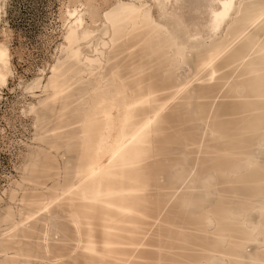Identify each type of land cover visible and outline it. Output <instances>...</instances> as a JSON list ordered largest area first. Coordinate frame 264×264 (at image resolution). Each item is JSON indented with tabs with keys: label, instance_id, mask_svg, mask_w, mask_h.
I'll return each mask as SVG.
<instances>
[{
	"label": "rangeland",
	"instance_id": "obj_1",
	"mask_svg": "<svg viewBox=\"0 0 264 264\" xmlns=\"http://www.w3.org/2000/svg\"><path fill=\"white\" fill-rule=\"evenodd\" d=\"M114 2L0 0V44L10 53L7 87L0 89V264L82 261L69 257L75 242L59 208L46 227L38 222L35 228L23 229L21 224L35 210L28 202L32 195L49 200L75 181L78 125H67L75 116L73 110L61 114L59 103H53L49 81L53 67L63 62L64 67L77 68L75 75L67 71L66 83H73L76 103L83 106L93 80L89 70L95 60L106 61L107 47L95 48L94 39L68 44L70 13L77 10L97 36L103 13ZM147 2L157 23L170 24L171 16L162 14L157 0ZM209 7L210 0H171L167 11L208 39ZM149 58L135 50L105 64L118 62L121 72L132 68L150 82L169 60L148 64ZM195 59L194 52L184 62L172 59L163 76L169 85H190L153 127L155 142L141 153L137 166L147 182L142 193L151 218L141 225L145 230L138 235L142 237L138 257L126 264H234L228 242L237 240L239 226L254 232L241 247L244 264H251L249 255L264 248V235L258 232L264 213V121L260 131L242 130L243 123L237 121L245 114L233 108L239 99L199 98L196 79L202 72ZM248 161L252 165L245 168ZM213 165L222 169L215 171ZM236 166L244 170L232 172ZM251 166L260 174H248Z\"/></svg>",
	"mask_w": 264,
	"mask_h": 264
},
{
	"label": "bare ground",
	"instance_id": "obj_2",
	"mask_svg": "<svg viewBox=\"0 0 264 264\" xmlns=\"http://www.w3.org/2000/svg\"><path fill=\"white\" fill-rule=\"evenodd\" d=\"M157 1L162 14L171 16L170 24L155 21L147 0H115L103 13L97 36L77 10L70 13L69 45L94 39L95 48L102 44L108 49L105 62L86 57L96 66L88 72L93 80L86 88L88 97L83 106L76 103L73 83H66L67 71L75 75L76 67H64L62 62L53 67L49 77L53 103H59V112H75L67 119V125H78L75 181L49 200L32 195L28 202L35 210L21 225L32 229L41 222L46 227L53 210L59 208L65 213L75 242L69 257L82 259L79 264H126L141 251L138 246L142 237L138 235L145 230L142 223H149L151 208L142 193L147 182L137 165L143 149L155 142L153 127L190 85L185 82L174 86L168 79L163 81L172 59L184 62L189 53H195L196 67L202 72L196 79L200 83L198 97L239 99L233 108L245 114L237 121L243 123L242 130L260 131L264 121V0H210L208 39L198 29L190 31L178 16L167 11L171 0ZM135 50L150 57L148 64L169 60L167 67L148 82L132 68L121 72L118 62L105 64ZM0 52L4 54L0 78L6 83L10 53L4 44H0ZM250 164L252 161L245 168ZM212 168L222 169L220 165ZM242 170L236 166L231 171ZM246 170L250 175L260 174L257 166ZM260 224L258 232L264 235V213ZM238 232L237 240H230L228 246L233 263L244 264L241 247L254 232L246 226H239ZM47 240L45 229L46 252ZM248 258L251 264H264V248Z\"/></svg>",
	"mask_w": 264,
	"mask_h": 264
},
{
	"label": "snow or ice",
	"instance_id": "obj_3",
	"mask_svg": "<svg viewBox=\"0 0 264 264\" xmlns=\"http://www.w3.org/2000/svg\"><path fill=\"white\" fill-rule=\"evenodd\" d=\"M3 55L4 54L2 52H0V59L3 58ZM6 87H7V84L4 82L3 78H0V89L6 88Z\"/></svg>",
	"mask_w": 264,
	"mask_h": 264
}]
</instances>
